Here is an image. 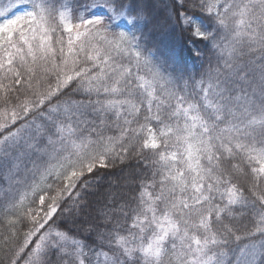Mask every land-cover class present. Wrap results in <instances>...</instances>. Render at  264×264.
<instances>
[{
  "label": "snow or ice",
  "instance_id": "6c2138e0",
  "mask_svg": "<svg viewBox=\"0 0 264 264\" xmlns=\"http://www.w3.org/2000/svg\"><path fill=\"white\" fill-rule=\"evenodd\" d=\"M0 213L5 264H264V0L0 3Z\"/></svg>",
  "mask_w": 264,
  "mask_h": 264
},
{
  "label": "trees",
  "instance_id": "16d2710c",
  "mask_svg": "<svg viewBox=\"0 0 264 264\" xmlns=\"http://www.w3.org/2000/svg\"><path fill=\"white\" fill-rule=\"evenodd\" d=\"M0 3L6 4L7 0H0ZM159 38L158 37H153V42L157 41ZM163 50V49H162ZM185 58L187 59V62L191 68H193L196 71L202 70L200 67V62L193 60V59H188L187 58V53H185ZM207 65L205 64V68ZM9 235V231L7 229L6 224L4 223L3 220V214L0 213V264H5V253H6V247L3 244V237ZM11 248V245L8 246V249Z\"/></svg>",
  "mask_w": 264,
  "mask_h": 264
}]
</instances>
